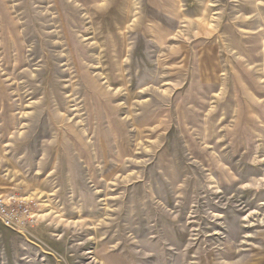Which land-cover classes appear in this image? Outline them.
<instances>
[{"label":"rangeland","instance_id":"rangeland-1","mask_svg":"<svg viewBox=\"0 0 264 264\" xmlns=\"http://www.w3.org/2000/svg\"><path fill=\"white\" fill-rule=\"evenodd\" d=\"M0 264H246L264 231V0H0Z\"/></svg>","mask_w":264,"mask_h":264},{"label":"built area","instance_id":"built-area-1","mask_svg":"<svg viewBox=\"0 0 264 264\" xmlns=\"http://www.w3.org/2000/svg\"><path fill=\"white\" fill-rule=\"evenodd\" d=\"M37 203L14 195H0V222L6 228L20 230L38 222Z\"/></svg>","mask_w":264,"mask_h":264},{"label":"crops","instance_id":"crops-1","mask_svg":"<svg viewBox=\"0 0 264 264\" xmlns=\"http://www.w3.org/2000/svg\"><path fill=\"white\" fill-rule=\"evenodd\" d=\"M262 240L259 244L256 242H252L256 247V249L253 248L250 251L249 258L246 262V264H264V231L261 232Z\"/></svg>","mask_w":264,"mask_h":264}]
</instances>
